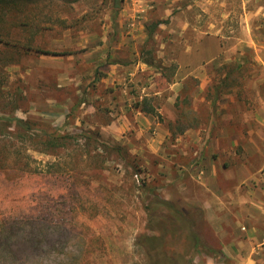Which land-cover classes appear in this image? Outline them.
<instances>
[{"label": "rangeland", "instance_id": "rangeland-1", "mask_svg": "<svg viewBox=\"0 0 264 264\" xmlns=\"http://www.w3.org/2000/svg\"><path fill=\"white\" fill-rule=\"evenodd\" d=\"M248 226L264 231V0L0 10V264H264Z\"/></svg>", "mask_w": 264, "mask_h": 264}, {"label": "trees", "instance_id": "trees-1", "mask_svg": "<svg viewBox=\"0 0 264 264\" xmlns=\"http://www.w3.org/2000/svg\"><path fill=\"white\" fill-rule=\"evenodd\" d=\"M120 1L121 0H113L114 3V8L115 9H120ZM21 4V0H0V10L3 12H9V10H11L12 8L18 7ZM20 13V12H19ZM165 22L163 21H157L155 22L150 28H149V32H148V36H150L157 28L160 24H163ZM42 54H47V55H64V54H69V52H62V53H55V52H50V51H46V50H37ZM234 69H239V65L235 66ZM231 69L225 76L224 78L221 80V87H227L229 85H231L232 81H233V77L232 75H230V72L232 73ZM220 87H215L216 89V94L214 95L215 99H218L219 97V89ZM137 107L139 108V110L145 114H150L152 112L151 107L148 105L147 99H144L143 102L141 103H137L136 104ZM181 117V122H185L187 123V125L190 123V119H189V115L186 112L185 114H180ZM16 122L21 123V120H16ZM190 127V125H188ZM22 134L18 135V138L22 139ZM69 136H53V135H47L45 136V138H43L42 143L49 148V150H55L58 149L62 146H64L65 143H67L66 141L69 139ZM147 205L144 207L145 210L148 211L147 209ZM164 233V232H163ZM161 234V233H160ZM162 235V234H161ZM164 238L161 239H148L147 241H145L144 246H146L149 251V253H154V255H159V248H163L165 247L164 245ZM189 240L192 241V245H193V249H197V245H198V239L196 237L195 234H190V238ZM148 244V245H147ZM3 245V244H2ZM7 247V246H6ZM2 248V247H1ZM5 250V249H3ZM161 261L156 259L153 261L152 264H159Z\"/></svg>", "mask_w": 264, "mask_h": 264}, {"label": "crops", "instance_id": "crops-1", "mask_svg": "<svg viewBox=\"0 0 264 264\" xmlns=\"http://www.w3.org/2000/svg\"><path fill=\"white\" fill-rule=\"evenodd\" d=\"M219 49V47H218ZM217 49V50H218ZM215 55L212 54V57H214ZM244 233L247 237H250L251 241L254 242H260L261 239L264 238V231H256L255 229H252L248 226V228H244Z\"/></svg>", "mask_w": 264, "mask_h": 264}]
</instances>
